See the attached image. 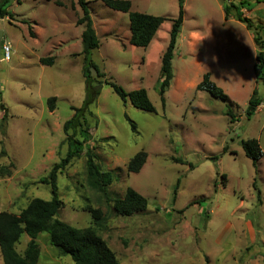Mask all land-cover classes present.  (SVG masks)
Returning a JSON list of instances; mask_svg holds the SVG:
<instances>
[{
  "label": "rangeland",
  "instance_id": "1",
  "mask_svg": "<svg viewBox=\"0 0 264 264\" xmlns=\"http://www.w3.org/2000/svg\"><path fill=\"white\" fill-rule=\"evenodd\" d=\"M86 1L100 40L91 58L105 76L92 70L101 93L90 104L93 114H86L90 139L79 128L74 134L83 153L58 175V218L95 227L120 264H264V69L257 59L264 52V2L185 0L164 107L160 69L179 0H130L131 11L166 18L146 48L130 42L129 13L103 0ZM225 6H231L228 19ZM8 11L13 15L0 18V211L19 214L34 198H52L42 178L66 155L63 125L86 96L84 25L78 24V0H12ZM237 12L255 28L238 20ZM3 44L11 46L7 61L1 60ZM52 56L53 65L40 62ZM206 72L234 104L196 89ZM113 81L127 91L147 89L155 111L125 103L106 83ZM255 88L261 103L249 117ZM253 138L263 150L258 173L241 145ZM88 149L101 170L113 172L110 185L99 188L89 175ZM141 150L146 163L131 173L128 163ZM129 187L148 199V207L122 216L114 201ZM89 207L101 210V220L94 222ZM29 240L23 234L17 242L21 255ZM36 241L38 264H75L50 244L48 233Z\"/></svg>",
  "mask_w": 264,
  "mask_h": 264
},
{
  "label": "trees",
  "instance_id": "2",
  "mask_svg": "<svg viewBox=\"0 0 264 264\" xmlns=\"http://www.w3.org/2000/svg\"><path fill=\"white\" fill-rule=\"evenodd\" d=\"M256 1L264 2V0ZM103 2L114 10L129 13L131 30L130 42L138 47H148L157 31L166 20L164 16L131 11L132 3L130 0H103ZM11 3L12 0H0V18L6 15H13L8 11V7ZM87 3L86 0H78V4L83 11V16L78 19V24L84 25V30L82 32L84 55L82 72L86 82V96L82 106L72 107L75 111L74 115L66 120L63 125V131L69 144L66 155L60 162L52 167L46 177L42 178V182L51 185L52 198L49 200L34 198L19 214L0 211V251L4 264H38L40 248L36 240L38 236L44 232L48 233L50 244L58 249L59 254L62 256L70 255L75 264H120L115 252L97 233L95 227L77 228L58 218L59 211L63 207V202L58 193V175L67 168L73 159L79 157L83 153V142L77 140L74 134L77 128H79L83 139L85 141L90 139L86 114H93L89 109L90 104L93 103L101 93L102 82L92 80V70H95L100 76H105V73L91 58L92 51L99 48L100 40L94 28ZM178 3L179 14L173 19L170 40L162 56L160 69L161 78L159 80V93L164 107L166 103L165 92L170 87L174 78L173 58L177 48L179 32L184 21L185 0H179ZM231 6L239 9V6L235 3H232ZM231 6L224 7L226 19L230 16ZM236 17L238 20L245 23L249 29L255 28L253 22L240 12L236 13ZM30 34L34 36V32L31 30ZM255 42L262 45L259 37H255ZM257 59L259 61V67L264 69V52H260ZM40 62L42 64L53 65L54 57H42L40 58ZM255 70L257 71V68H255ZM106 83L111 86L113 91L125 103L130 99L134 106L142 110L150 112L155 111V106L149 97L147 89L138 88L127 91L114 81ZM196 89L208 91L213 96L234 104L223 88L218 86L211 79L210 72L204 74L203 79L197 84ZM257 94L258 90L255 88L246 110V115L249 117L261 103L260 99L256 96ZM55 100V96L48 99L50 110L54 109ZM227 115L231 118L234 117L232 109L228 110ZM7 116L8 114L5 110L2 117V125L5 124ZM132 128H135L134 123H132ZM70 130H72L73 133H70ZM241 145L245 155L252 160L256 172L258 173V165L263 156V150L259 140L255 138L242 140ZM86 156L88 173L91 177L96 179L99 188L110 185L114 180L113 172L101 170L100 166L95 161V154L89 149L86 151ZM147 156L148 154L144 150L137 152L128 163V171L131 173L140 172L146 163ZM175 160L180 163H185L182 158H175ZM253 185L258 192V199L261 200V190L257 187L256 180ZM147 207L148 199L132 187L127 188L123 198H118L114 201L115 211L122 216H130L137 212H143ZM89 211L95 223L101 220L102 212L100 209L89 207ZM23 234H27L30 240L27 249L24 254L21 255L16 250V244Z\"/></svg>",
  "mask_w": 264,
  "mask_h": 264
},
{
  "label": "built area",
  "instance_id": "3",
  "mask_svg": "<svg viewBox=\"0 0 264 264\" xmlns=\"http://www.w3.org/2000/svg\"><path fill=\"white\" fill-rule=\"evenodd\" d=\"M1 51L3 56L1 57L2 61H7L11 58V46L8 44H3L1 46Z\"/></svg>",
  "mask_w": 264,
  "mask_h": 264
},
{
  "label": "water",
  "instance_id": "4",
  "mask_svg": "<svg viewBox=\"0 0 264 264\" xmlns=\"http://www.w3.org/2000/svg\"><path fill=\"white\" fill-rule=\"evenodd\" d=\"M2 34H3V31L0 30V40H1V38H2Z\"/></svg>",
  "mask_w": 264,
  "mask_h": 264
}]
</instances>
